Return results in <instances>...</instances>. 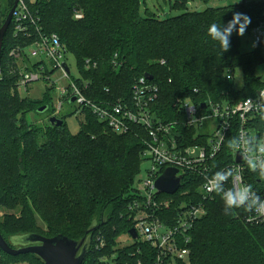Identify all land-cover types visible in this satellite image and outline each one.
<instances>
[{"label": "trees", "instance_id": "obj_1", "mask_svg": "<svg viewBox=\"0 0 264 264\" xmlns=\"http://www.w3.org/2000/svg\"><path fill=\"white\" fill-rule=\"evenodd\" d=\"M14 1L0 0V29ZM25 1L39 20L38 27L56 34L72 53L90 83L85 92L89 101L130 102L134 83L152 77L160 88L154 110L162 121H173L179 115L174 107L178 99L197 105L208 99L242 100L264 86L257 75L264 63L261 47L243 53L241 39L233 32L231 46L223 52L207 32L210 24H226L234 12H240L251 18L245 31L251 33L264 12L257 0L218 7L209 6L216 0H201L207 5L202 11L187 10L190 0H163L178 14L161 18L146 0ZM75 10H81L84 18L76 19ZM23 44L21 37H14L11 25L0 63V212H5L0 215V233L12 246L11 239L34 234L63 235L75 241L86 237L90 247L83 264H105L102 258L113 255L117 261H132L130 254L139 246L151 254L148 244L120 249L117 242L134 227L128 207L141 172L145 132L135 125L132 132L118 135L87 108L81 112L84 121L77 135L68 130L64 116L60 127L30 123L26 117L30 113L53 116L54 96L49 87L42 99L15 93L20 78L8 74L13 61L9 53ZM87 59L98 67L84 71ZM238 70L243 82L239 89L238 82L226 78L228 71ZM42 107L48 110L40 113ZM198 182L185 177L180 193L190 190V196L166 197L195 200ZM207 204V215L191 233V264H264V225L246 224L243 208L217 194ZM90 229L94 231L88 233ZM24 261L45 264L35 255L13 256L0 248V264Z\"/></svg>", "mask_w": 264, "mask_h": 264}, {"label": "built area", "instance_id": "obj_2", "mask_svg": "<svg viewBox=\"0 0 264 264\" xmlns=\"http://www.w3.org/2000/svg\"><path fill=\"white\" fill-rule=\"evenodd\" d=\"M249 1L240 0V3ZM257 1L264 9V0ZM18 2L11 25L14 37H21L24 44L10 51V59L24 66L17 87L28 91L29 85L39 81L56 87L60 104L53 116L60 117L64 102L72 104L70 100L75 98L74 104L79 105L81 112L87 108L114 133H130L137 125L146 134L141 157L143 163H150V168L144 177L140 175L141 168L131 193L128 215L137 238L128 233L131 244L127 246L138 242L148 244L152 253H144L139 246L130 254L132 261H117L113 255L102 258V262L191 264V233L196 223L207 215V203L216 194L229 204L242 207L246 224L264 225V98H261L264 86L242 100L208 99L197 105L191 100L178 99L174 107L179 115L173 121H162L154 110L160 88L146 77L134 83L130 102L124 98L89 101L85 92L90 83L78 66V76L72 75L66 45L56 34L44 33L38 27L39 20L30 12L27 1ZM74 14L76 19L84 18L81 10H75ZM251 34L256 46L264 52V12ZM97 67L98 63L92 59L83 63L84 71ZM54 74L59 76L57 81L66 83L57 86V81L52 79ZM226 78L236 81V72L228 71ZM236 88L239 89L237 84ZM168 168L183 175L182 187L185 177L199 181L195 200L178 202L159 191L156 181ZM182 187L170 196L178 195ZM180 196H190V190L181 192ZM100 244L105 246L101 240Z\"/></svg>", "mask_w": 264, "mask_h": 264}, {"label": "rangeland", "instance_id": "obj_3", "mask_svg": "<svg viewBox=\"0 0 264 264\" xmlns=\"http://www.w3.org/2000/svg\"><path fill=\"white\" fill-rule=\"evenodd\" d=\"M31 1H34V0H31ZM239 2H240V0H216V1H212L209 6L218 7V6H225V5H229V4H233V3H239ZM190 3H191V5H190ZM146 6L152 12H155L157 15H159L160 18L161 17H167V16H175V14H178V12L176 10L171 12V10L169 9V4H166L163 0H146ZM206 7H207V5H205L203 3V1H201V0H190L187 10H189V11L190 10L191 11H202ZM239 37L241 39V43H242L241 44V51L243 53H248L250 51H253L257 47L256 43L254 41V38H252L251 33H248V34L245 33L243 36H239ZM67 58H68L67 61L69 63V67L71 69L72 75L75 77L78 76L76 60L73 57L72 53H70V55ZM9 59H10V53H9ZM23 67L24 66H22L21 64L11 61L10 65H8V67H7L8 74L18 75L20 78L21 77L20 72L23 69ZM48 72H49V70H48ZM1 75H0V77H1ZM257 75L262 79V81H264V63L262 65L258 66ZM52 79H53V81H57L59 79V76L57 74H54ZM236 81L238 82L237 85L239 87H240V85L243 84L241 72L239 70L236 72ZM65 83L66 82L64 80H62L61 82H59V81L56 82L57 86H62V84H65ZM48 87L53 88L52 95L54 96V99H53L54 105L52 106L51 111H54L58 108V106L60 104V102L58 100V94L56 91V87H54V86H49V85L46 86L43 81H39V82H35V83L29 85L28 91L25 90V88H23V87H20V88L16 87L17 89H16L15 93H17L21 97L29 98L32 100L42 99L45 96L47 89H49ZM49 94H51V93H49ZM50 113L51 112H48L46 114V116L45 115L38 116L35 113H30L26 117H28L29 122L31 121L30 123H32V124L36 123L39 126H45L46 122H49L50 116H48V115H50ZM63 116L66 117L65 122H66L68 130H70V132L72 134L77 135L78 132L80 131L79 129H80L81 123L84 121V115H82L79 105L74 104V103L69 104L67 102H64L60 117H63ZM141 168H142V172L140 175L144 177L145 174L147 173V170L150 168V163L144 162L142 164ZM9 213H11V212L9 211ZM4 214H5L4 211L0 212L1 216H3ZM38 223H39L41 228H43L45 231H47L46 224H44L40 219L38 220ZM20 239L21 238L15 237V238L11 239V243H13V245L17 248L23 247L24 244H22L20 242L21 241ZM117 242L119 244L120 249H123L124 246L131 244V240L127 234H124L123 236L118 238ZM20 264H29V263L24 261L23 263H20Z\"/></svg>", "mask_w": 264, "mask_h": 264}, {"label": "water", "instance_id": "obj_4", "mask_svg": "<svg viewBox=\"0 0 264 264\" xmlns=\"http://www.w3.org/2000/svg\"><path fill=\"white\" fill-rule=\"evenodd\" d=\"M15 4L6 18L3 26L0 29V63L3 52L4 38L8 32V29L12 23L13 15L19 4L18 0L14 1ZM64 68L69 71L67 63H64ZM152 79V77H150ZM71 103L75 102V98L70 100ZM48 110L47 107H42L39 112L44 113ZM49 122L53 126L60 127L63 125L64 120L57 116H51ZM241 158L238 160L240 161ZM183 175L174 168L166 169L165 173L160 176L156 185L160 192L174 195L182 187L181 181ZM94 230L90 229L88 233H92ZM131 236L136 239L137 233L133 229L130 231ZM23 247L17 248L14 245H9L4 239L2 233H0V248L6 253L13 256H24L28 254L39 257L45 264H83L84 258L89 250L90 242L86 237L81 241H75L69 237L58 235L52 238H47L42 235H29L20 239ZM13 244V243H12Z\"/></svg>", "mask_w": 264, "mask_h": 264}, {"label": "clouds", "instance_id": "obj_5", "mask_svg": "<svg viewBox=\"0 0 264 264\" xmlns=\"http://www.w3.org/2000/svg\"><path fill=\"white\" fill-rule=\"evenodd\" d=\"M251 23V18L244 13L234 12L232 19L226 24L212 23L208 27V35L217 41L223 50V52L228 51L231 42L230 37L233 32L238 36H243L245 34L246 28ZM261 98H264V93L261 94Z\"/></svg>", "mask_w": 264, "mask_h": 264}, {"label": "crops", "instance_id": "obj_6", "mask_svg": "<svg viewBox=\"0 0 264 264\" xmlns=\"http://www.w3.org/2000/svg\"><path fill=\"white\" fill-rule=\"evenodd\" d=\"M190 5H191V3H190Z\"/></svg>", "mask_w": 264, "mask_h": 264}]
</instances>
